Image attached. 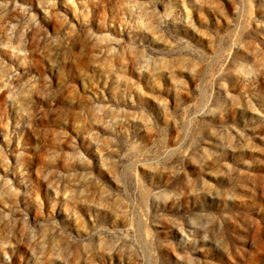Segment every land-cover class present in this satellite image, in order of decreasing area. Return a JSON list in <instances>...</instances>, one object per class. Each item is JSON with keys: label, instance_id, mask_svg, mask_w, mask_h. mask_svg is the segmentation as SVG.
I'll return each mask as SVG.
<instances>
[{"label": "rangeland", "instance_id": "rangeland-1", "mask_svg": "<svg viewBox=\"0 0 264 264\" xmlns=\"http://www.w3.org/2000/svg\"><path fill=\"white\" fill-rule=\"evenodd\" d=\"M0 264H264V0H0Z\"/></svg>", "mask_w": 264, "mask_h": 264}]
</instances>
